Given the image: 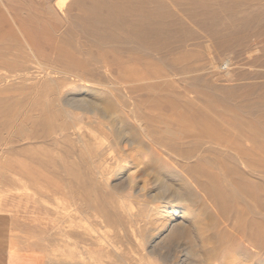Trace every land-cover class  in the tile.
I'll return each mask as SVG.
<instances>
[{"label":"rangeland","instance_id":"obj_1","mask_svg":"<svg viewBox=\"0 0 264 264\" xmlns=\"http://www.w3.org/2000/svg\"><path fill=\"white\" fill-rule=\"evenodd\" d=\"M7 233L41 264H264V0H0Z\"/></svg>","mask_w":264,"mask_h":264},{"label":"crops","instance_id":"obj_2","mask_svg":"<svg viewBox=\"0 0 264 264\" xmlns=\"http://www.w3.org/2000/svg\"><path fill=\"white\" fill-rule=\"evenodd\" d=\"M12 243L11 233L0 234V264H35L34 260L39 261L36 254Z\"/></svg>","mask_w":264,"mask_h":264},{"label":"bare ground","instance_id":"obj_3","mask_svg":"<svg viewBox=\"0 0 264 264\" xmlns=\"http://www.w3.org/2000/svg\"><path fill=\"white\" fill-rule=\"evenodd\" d=\"M62 2H65V0H61ZM68 3V2H67ZM89 10V9H88ZM93 12V11H92ZM77 102H82L81 100H78ZM82 104H85V102H83ZM88 105V104H87ZM120 133V132H119ZM130 145L132 146V143H130ZM120 150H121V152H122V154H124V155H126V156H128V157H131V159L133 158V155H131L128 151H127V149L123 146V144L122 145H120ZM140 161H141V159L138 157V163H140ZM131 163H133V162H131ZM133 166H135V165H133ZM130 180H131V176H130V174H128L127 176H126V178H125V183L128 185V184H130ZM163 187V189L165 188L166 189V187H165V184L162 186ZM170 194V193H169ZM163 198V197H162ZM167 198V197H166ZM165 199V198H164ZM169 199V198H168ZM175 199H177V200H179V198H175ZM168 203V202H167ZM170 209V207H168L167 205H166V203L164 204V206L159 210V211H157L158 212V215H159V218H160V225H155L154 227H153V230L155 231L154 232V234H152L151 235V238L154 240L156 237H158V235L163 231V230H165V229H167L168 228V226H169V218H167V216H168V213H169V210ZM180 213V212H179ZM186 216V215H185ZM180 217L181 218H183L184 217V212L182 211L181 212V214H180ZM164 221H167V222H164ZM180 222V221H179ZM176 224L177 223H174L173 225H171V227H175L176 226ZM111 226V225H110ZM182 233V229L181 228H177L176 229V234H181ZM150 238V239H151ZM173 239V238H172ZM152 240V241H153Z\"/></svg>","mask_w":264,"mask_h":264}]
</instances>
